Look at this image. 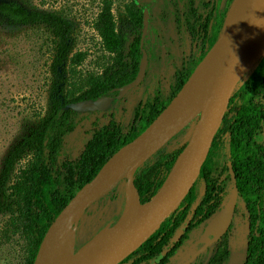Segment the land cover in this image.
I'll return each instance as SVG.
<instances>
[{
    "label": "trees",
    "instance_id": "1",
    "mask_svg": "<svg viewBox=\"0 0 264 264\" xmlns=\"http://www.w3.org/2000/svg\"><path fill=\"white\" fill-rule=\"evenodd\" d=\"M89 3L97 8L87 23L98 36L105 54L97 62L101 72L84 74L80 68L89 53L74 51V27L69 20L72 10L30 12L17 3L0 2L2 21L16 27L39 29L44 34L43 44H50L53 53L48 67L51 74L49 109L44 116H39L38 125L9 153L0 174V216L5 218L0 229L1 241L22 240L26 253L24 264L35 263L49 227L69 203L59 189L60 159L65 140L77 129L81 114L66 109V106L83 100L114 97L117 95L115 90L132 82L139 70L142 12L135 1L126 0L119 16L115 14V0H89ZM127 29L134 32L132 40L127 37ZM219 36L213 35L210 46ZM187 79V75L183 77L179 90ZM162 109L152 103L148 116L125 140L113 119L106 127L96 130L81 157V168L85 170L83 185L92 180L119 149L141 135ZM263 123L264 54L234 92L229 111L197 181L206 185L204 205L191 210L196 201L193 188L176 212L139 249L140 252L150 253L156 246H161L160 238L179 229L192 212L198 221L206 218V206L211 199L215 198L217 204L225 201L230 180L228 163L232 162L239 197L255 216V231L249 238L245 264H264V155L255 146L258 128ZM185 147L171 151L164 147L136 172L134 183L142 202L158 192ZM260 197L261 210L258 211ZM203 223L205 226L206 221Z\"/></svg>",
    "mask_w": 264,
    "mask_h": 264
},
{
    "label": "rangeland",
    "instance_id": "2",
    "mask_svg": "<svg viewBox=\"0 0 264 264\" xmlns=\"http://www.w3.org/2000/svg\"><path fill=\"white\" fill-rule=\"evenodd\" d=\"M2 1L17 3L30 12L72 10L69 20L74 27V51L89 53L80 72H101L97 62L105 52L95 31L87 23L96 12L95 4L90 5L89 0H0ZM115 1V14L119 16L126 0ZM138 2L141 6L148 5L151 16L145 41L149 51L146 76L138 87L123 99L117 100L107 111L82 113L77 129L66 138L60 159L58 184L61 193L69 201L84 186L85 170L81 168V157L93 140L94 132L109 125L113 119L125 140L139 127L141 120L148 116L152 103L163 107V113L183 89L185 84L179 90L183 77L188 76L185 81L188 83L203 66L204 58L214 46H210L211 37L214 34L221 35L234 0ZM211 15L212 19H217L220 23L218 28L210 27L213 24ZM126 34L129 40L133 39L132 30L127 29ZM44 39V34L39 29L8 25L0 17V174L9 153L38 125L39 116H44L49 109L51 74L48 67L53 53L50 51V44H43ZM196 123L197 119L191 121L165 146V150L171 151L187 145ZM261 141L264 143V134ZM227 184L230 194L233 185L230 180ZM126 186V182L122 181L105 194V197L91 203L79 215L76 228H67L62 238L68 237L72 232L71 241L77 245L76 250L79 251L83 245L92 242L101 230L110 229L124 213ZM193 188L196 201L191 210L203 206L206 199L204 182L196 183ZM239 212L235 219V228L224 246L220 247V251L229 253L235 244H239L237 264H243V248L248 241L250 219L242 209ZM4 222L5 218L0 216V229ZM215 250L213 247L203 253L196 264H207ZM25 258L22 240L15 238L3 242L0 237V264H24Z\"/></svg>",
    "mask_w": 264,
    "mask_h": 264
},
{
    "label": "water",
    "instance_id": "3",
    "mask_svg": "<svg viewBox=\"0 0 264 264\" xmlns=\"http://www.w3.org/2000/svg\"><path fill=\"white\" fill-rule=\"evenodd\" d=\"M141 45L149 29V11L142 9ZM264 21V0H234L221 35L203 60V66L185 83L179 96L136 139L119 149L69 201L49 227L34 264H46L55 229L59 225L76 228L78 217L96 199L107 194L122 181L135 192L136 206L124 213L110 227L102 245L83 264H120L141 248L188 197L201 176L216 136L229 110L234 92L248 71L262 57L259 37ZM144 52L136 78L116 89L120 100L143 81L147 68ZM114 97L71 103L66 109L80 114L105 112ZM197 119L193 134L177 157L158 192L142 202L134 180L136 172L163 149L191 121ZM229 170L233 181L230 198L224 208L207 226L202 241L205 246L190 262L213 245L229 229L238 202V186L232 163ZM213 236L212 240L209 237Z\"/></svg>",
    "mask_w": 264,
    "mask_h": 264
},
{
    "label": "flooded vegetation",
    "instance_id": "4",
    "mask_svg": "<svg viewBox=\"0 0 264 264\" xmlns=\"http://www.w3.org/2000/svg\"><path fill=\"white\" fill-rule=\"evenodd\" d=\"M138 8L142 12V27H141V38H140V51L142 54L141 61L143 59L144 52L147 53V68H148V61H149V51L147 46H145V41L147 38V35L145 37L143 45H141V39H142V33H143V8H147L149 11V17L150 16V10L148 5L141 6L138 2V0H134ZM213 15L210 16V20L213 24L210 25L211 28L216 27L218 28L220 26V23L218 22L217 19H212ZM150 18H149V26H150ZM149 32V29H148ZM147 32V34H148ZM213 37V36H212ZM211 37V40H212ZM210 40V41H211ZM140 61V64H141ZM140 64H139V69H140ZM146 68V72H147ZM139 72V70H138ZM138 75V74H137ZM146 76V74H145ZM145 78V77H144ZM144 80V79H143ZM131 83V82H130ZM142 83V82H141ZM121 88V87H120ZM129 93V92H128ZM127 93V94H128ZM118 92L117 95L114 96L115 98V103L118 99ZM126 96V95H125ZM123 99V98H122ZM121 100V99H120ZM113 101V102H114ZM113 104V103H112ZM231 104V103H230ZM113 105H111L112 107ZM110 107V108H111ZM230 108V107H229ZM229 111V110H228ZM264 124V123H263ZM261 124L258 128L257 135L255 137V146L257 150L264 155V143L262 140V135L264 134V125ZM229 136V134H227ZM232 163V162H229ZM229 163H228V169H229ZM234 169V168H233ZM235 172V171H234ZM227 176V175H226ZM225 176V177H226ZM228 176H230V181H233L231 178L230 170L228 172ZM236 176V175H235ZM238 186V185H237ZM233 189V188H232ZM232 192V190H231ZM230 194H228L227 190V199L219 204L215 203V198L211 199V201L207 204L206 209H207V215L206 218H202L200 221H198L197 217H195V213L192 212L188 218V220L185 223L181 224V227L174 232H172L169 236L167 237H161L160 242L161 246H156L153 251L150 253L147 252H140L139 249L134 252L132 255H130L126 260L121 262L120 264H196L197 260L200 258V256L207 252L208 250L212 249L215 247V252L214 255L209 259L207 264H214V263H222V264H237L239 260V244H235L234 248L232 250H229V253H227L225 250L220 251V247L224 246V242H226L227 239H229V236L233 232L235 228V219L236 216L240 213V209H242L247 215L248 218L250 219V225L248 227V241L244 244L243 248V253H244V263L247 261V255H248V249H249V243H250V236L251 234L255 231V225H254V218L255 216L252 215L250 209L248 206L245 204L244 200L239 197V189H238V202L236 205L233 221L231 222V225L227 232L221 237L219 241L214 243L213 245L207 247V249L198 255L192 262H190L195 254L198 253L200 249H202L205 246V242H201L203 235L205 233V230L207 226L210 224V222L213 220V218L224 208V206L227 204ZM262 197L259 198V203L257 204L258 211L261 210V199ZM264 200V198H263ZM264 206V205H263ZM204 221H206V225L204 226ZM200 226V227H197ZM154 235V234H153ZM213 236L209 237V240H212Z\"/></svg>",
    "mask_w": 264,
    "mask_h": 264
},
{
    "label": "bare ground",
    "instance_id": "5",
    "mask_svg": "<svg viewBox=\"0 0 264 264\" xmlns=\"http://www.w3.org/2000/svg\"><path fill=\"white\" fill-rule=\"evenodd\" d=\"M263 51L264 21L259 37V54ZM125 192L126 194L124 198V213L132 210L137 204L135 192L133 191L130 185H127L125 187ZM67 228L71 227H64L63 225H59L55 229L49 259L46 264H83L102 245L103 241L105 240L110 231V229L101 230L99 233H97L92 242L83 245L81 249L77 251V245L71 241L70 236L73 235L72 232H70V235L68 237L64 239L62 238L63 233L66 231Z\"/></svg>",
    "mask_w": 264,
    "mask_h": 264
}]
</instances>
